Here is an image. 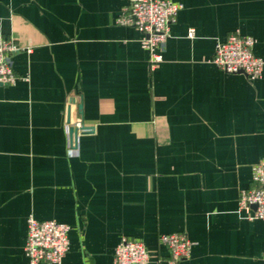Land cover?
<instances>
[{
	"label": "crops",
	"instance_id": "0c3cea01",
	"mask_svg": "<svg viewBox=\"0 0 264 264\" xmlns=\"http://www.w3.org/2000/svg\"><path fill=\"white\" fill-rule=\"evenodd\" d=\"M126 1L0 0L28 76L0 83V264H28L29 215L69 225L55 264H112L122 237L168 264L170 232L192 242L176 264H263L264 219L237 206L264 158V69L250 81L211 58L237 30L264 60V0H170L183 8L154 68L115 22Z\"/></svg>",
	"mask_w": 264,
	"mask_h": 264
},
{
	"label": "built area",
	"instance_id": "2783aa9c",
	"mask_svg": "<svg viewBox=\"0 0 264 264\" xmlns=\"http://www.w3.org/2000/svg\"><path fill=\"white\" fill-rule=\"evenodd\" d=\"M182 8V3L170 0H127L115 22L140 32V46L148 53L149 67L154 68L162 59L169 25ZM187 35L193 37L194 29L189 28ZM254 41L252 35L235 30L224 39L216 40L211 61L224 72H240L250 81L256 80L262 75L264 60L253 54ZM19 49L0 31V83L28 79L12 67L10 55ZM76 126L81 127L79 122ZM251 180V186L239 191L237 211L249 219H264V158L251 166ZM26 226L24 251L28 264L60 263L69 246V225L29 215ZM159 241L167 250L168 264H176L190 255L192 242L183 232L161 233ZM262 261L264 264V255ZM112 264H149V253L142 241L122 237L114 248Z\"/></svg>",
	"mask_w": 264,
	"mask_h": 264
},
{
	"label": "water",
	"instance_id": "95a60500",
	"mask_svg": "<svg viewBox=\"0 0 264 264\" xmlns=\"http://www.w3.org/2000/svg\"><path fill=\"white\" fill-rule=\"evenodd\" d=\"M77 130H78V128L74 127V126H70L69 129H68L69 136L74 142L76 141Z\"/></svg>",
	"mask_w": 264,
	"mask_h": 264
}]
</instances>
